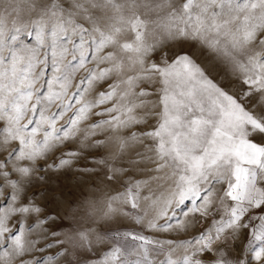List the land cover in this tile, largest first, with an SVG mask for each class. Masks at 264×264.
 Returning a JSON list of instances; mask_svg holds the SVG:
<instances>
[{"label":"rangeland","instance_id":"1","mask_svg":"<svg viewBox=\"0 0 264 264\" xmlns=\"http://www.w3.org/2000/svg\"><path fill=\"white\" fill-rule=\"evenodd\" d=\"M225 235L264 264V0H0V264Z\"/></svg>","mask_w":264,"mask_h":264},{"label":"crops","instance_id":"2","mask_svg":"<svg viewBox=\"0 0 264 264\" xmlns=\"http://www.w3.org/2000/svg\"><path fill=\"white\" fill-rule=\"evenodd\" d=\"M208 237L202 239L201 246L196 241L193 242V246L197 247H193L189 252H186L184 247L177 251L171 246L157 245L147 237V264H244L237 252L229 249L228 235L213 236V239Z\"/></svg>","mask_w":264,"mask_h":264}]
</instances>
